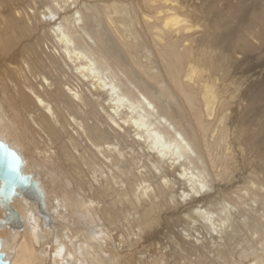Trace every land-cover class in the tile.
Instances as JSON below:
<instances>
[{
	"label": "bare ground",
	"instance_id": "bare-ground-1",
	"mask_svg": "<svg viewBox=\"0 0 264 264\" xmlns=\"http://www.w3.org/2000/svg\"><path fill=\"white\" fill-rule=\"evenodd\" d=\"M261 57L264 0H0V133L56 221L15 200L10 264H264Z\"/></svg>",
	"mask_w": 264,
	"mask_h": 264
},
{
	"label": "water",
	"instance_id": "water-1",
	"mask_svg": "<svg viewBox=\"0 0 264 264\" xmlns=\"http://www.w3.org/2000/svg\"><path fill=\"white\" fill-rule=\"evenodd\" d=\"M22 199L34 203L43 227L53 230L56 221L49 212L50 202L44 185L26 171L24 155L0 133V209L4 211V216L0 217V232L5 229H11L12 232L24 229L25 221L13 207L15 200ZM0 264H10L1 235Z\"/></svg>",
	"mask_w": 264,
	"mask_h": 264
},
{
	"label": "rangeland",
	"instance_id": "rangeland-1",
	"mask_svg": "<svg viewBox=\"0 0 264 264\" xmlns=\"http://www.w3.org/2000/svg\"><path fill=\"white\" fill-rule=\"evenodd\" d=\"M257 61V60H256ZM256 61H254V66H260L261 65V67H259V68H257V71H262V73L264 74V58L263 57H261L260 59H259V61L257 62V63H255ZM257 64H259V65H257ZM262 68V69H261ZM0 73H1V71H0ZM26 153H27V151H26ZM28 154V153H27ZM242 173H244V174H247L246 173V171H243V172H241V173H238L237 174V178L239 179L241 176H242ZM141 249H143V247H141ZM142 251H144V249L142 250Z\"/></svg>",
	"mask_w": 264,
	"mask_h": 264
}]
</instances>
